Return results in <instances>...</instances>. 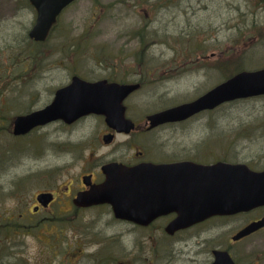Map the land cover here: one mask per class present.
<instances>
[{
	"label": "rangeland",
	"instance_id": "1",
	"mask_svg": "<svg viewBox=\"0 0 264 264\" xmlns=\"http://www.w3.org/2000/svg\"><path fill=\"white\" fill-rule=\"evenodd\" d=\"M144 5L142 0H78L63 12L59 25L46 42L33 44L28 32L36 14L28 0H0V109L3 117L0 125V218L6 213L17 218L20 213H26L24 204L32 200L36 191L52 185L43 178V170L63 171V164H68L71 176H77L91 167H99L106 160L119 157L116 144L103 145L102 136L108 129L103 119L97 116L82 119L71 128L52 123L22 139L10 136L12 120L17 115L43 108L52 100L54 91L67 83L60 72L50 69L52 54L70 52L78 59L77 65L72 63L73 70L89 80L101 79L109 71H101L96 63L103 55L127 47L128 39H132L129 35L136 32L131 46H135L137 52L143 49L145 54L163 53L167 58L175 53L187 54L183 60L205 56L199 65H209L214 70L208 71L205 67L193 81L199 95L240 70L264 68V0H172L167 7L169 10L159 15L164 23L170 20V25H166L168 35H171L169 38L159 36V30L145 29L143 15L131 11ZM118 13L130 18L117 24ZM124 34L125 38H122ZM138 34L144 37L141 45L136 40ZM35 56L37 58L33 59ZM135 68L144 67L136 63ZM182 82L173 85L168 98L159 97L166 85L143 89L129 102L130 118L139 123L148 113L187 100V97H179L186 91ZM198 118L183 125L158 129L145 140L156 138L163 142L165 137H171L174 142L175 134L187 133L182 142L192 148V143L203 138V133H214L215 137L217 135L215 146L218 142L222 144L217 139H228L226 158L230 162L245 163L254 170L264 169V97L233 101L215 111L201 113ZM219 148H215L217 158L223 156ZM149 153L162 157L158 148L149 150ZM197 156L204 158V155ZM172 157L176 156L173 154ZM31 173L36 177L22 182L21 178ZM19 198L24 204L18 209ZM82 219V226L99 231L100 238L106 239L110 248L118 246L120 257L133 255L135 264H144L145 256L160 255L158 249L165 248L169 251L163 254L167 259L163 263L157 259L158 264H210L211 246L244 218L232 219L225 227L223 221L214 220L174 238H166L165 244L163 238L167 235L164 231L148 235L138 230L127 235L118 233L119 229L108 226L106 219L95 213L87 212ZM109 222L116 225L112 220ZM167 222L160 221L158 225L163 229ZM67 223L56 220L47 226L40 224L38 230H29V235L26 231H18L20 237H16L12 255L7 235L0 233V264H60L64 255L69 257L71 254L66 246L73 247L72 252L78 256L77 245L68 242L72 235L70 227L77 223L72 221L68 226ZM261 239L262 247L257 245L254 248L264 252V232ZM202 240H205L203 245L199 244ZM107 254L111 257L107 264L124 262L118 259L114 249ZM241 254L248 256L244 251ZM89 256L78 257L80 260L75 264H95L96 261ZM243 262L248 263L244 259ZM258 264H264V261Z\"/></svg>",
	"mask_w": 264,
	"mask_h": 264
},
{
	"label": "flooded vegetation",
	"instance_id": "2",
	"mask_svg": "<svg viewBox=\"0 0 264 264\" xmlns=\"http://www.w3.org/2000/svg\"><path fill=\"white\" fill-rule=\"evenodd\" d=\"M77 1L78 0L71 3L67 8L64 9V11ZM142 2L143 4H145L143 7H136L131 11L133 13L136 12L137 14L141 13L143 15L145 29H147L148 31L150 29L159 30L160 33H162V37L169 38L171 35H168L166 29H168L167 26L170 25V20L168 23H164L162 21V17H159V15L161 14V12H167L169 10L167 7L172 2V0H142ZM102 10L103 9H101V12ZM63 12L59 15L57 22L51 29L47 39L51 36V34L56 30L57 26L59 25V21L61 15H63ZM101 12L98 15L99 18L101 16ZM116 15L118 19L116 22L117 24H122L130 18L129 15H125L124 13H118ZM172 20L173 17L171 18V21ZM138 29L140 30V28ZM125 35L126 34H124L122 38H125ZM135 35L136 32H134L132 35H129V37H132V39H128L127 47H122L120 49V52L117 51L113 54H108L105 56L103 55L102 58H100L101 60L100 62L96 63V67L100 66L101 71H109V74L97 80H89L85 76L71 68L72 63L75 65L78 64L76 63V60L78 59H76V56H74L70 52H65L61 54L54 53L51 55L53 56V59L50 61L49 64L50 69L55 72H60L61 76L63 78H66L67 83L62 84L54 91L52 100L43 108L52 104L56 97L57 91L69 86L74 78H79L89 83L104 82L105 85L117 84L121 86H132V91L122 99L120 105L124 107L125 118L130 120L134 124V128L129 133L118 132L115 128H111L108 126L106 117L104 115L98 114H89L80 117L72 123H67L63 119H58L49 123H59L60 126H62L63 128H71V126L75 125L77 122L87 117H100L103 119L104 124L108 129L107 133L103 134L102 136L103 145L105 146L116 144V151L117 153H119V157H113L114 159L111 158L109 160H106L99 167H91L85 171L80 172L77 176H71L69 169L70 166L68 164H63V171H56L55 169L49 168L43 170V178L46 179V182L48 184L52 185L45 189H40L36 191V193L32 197V200L30 202H26L25 204L21 198L17 199V208L19 209L20 205L24 204L27 209L26 213H20L18 215V218L12 216L11 213H6L0 218V233L3 235H7L6 237L10 242V255H12L14 251L16 237H20V233L18 231H26V235H29V230H38L40 224H44L47 226L50 225L52 221L63 220L65 222H68L67 226L70 225L72 221L73 223H77L75 227H73V225L70 227L72 228V235L71 238H68V242L75 243L77 245V252H79L80 254L78 256L75 255L72 252L73 247L66 246V249L69 250L71 254L69 257L64 255L63 259L59 261L60 264H75L80 260L78 257L89 255H91V257L89 256V258L93 259V261H96L95 264H107L111 258L110 255L107 254V252H109L111 249H114L117 252L118 259L124 261L121 264H135V259L133 255L128 254L126 257H120L118 254V252H120L118 246L116 248H110L109 245H107V240L100 238L101 236L99 231L94 230L92 227L82 226V216L87 212H91L95 213L99 217L102 216L104 220L106 219L108 226L112 225L116 227L117 229H119L118 233L121 234L126 233L127 235H130L131 233H136L139 230L142 231L144 234L149 235L159 230L161 232L164 231L167 236L163 238V244H165L164 239L166 238H174V236L176 237V235L178 234L188 232L196 227L205 226L206 224L214 220L223 221V225L225 227L228 221L242 217L244 219L239 225L226 231L225 235H223L224 232L217 235L223 236H221L220 240L217 241L216 244H213L211 246V263H213L214 261L213 252L216 250L226 252L234 264H258L259 261H264V252L260 251L257 248H254V246L257 245H263L261 234L262 232H264V226L255 229L246 235H238L250 224L264 220V206L256 207L247 212H240L231 215L213 216L203 222H199L185 229H180L176 231L173 235L169 236L166 233L165 228L170 221L178 217V213L176 211H170L166 214L160 215L148 223L137 224L128 218L117 217L113 207L109 203L80 205L78 204V202H76L78 196L81 193L89 192L95 185H100L106 180V173L104 172L103 168L111 164H117L118 167L120 166L124 169L129 170L128 176L122 173L113 174L114 177L116 176L117 180L131 177V182L133 183L142 180L143 177H145V174L148 178L151 177V172H147V165L157 166L186 162L199 165L201 167H206L213 166L217 163L239 164L235 162H230L226 158V151L228 150V139H217L218 141H222V144L218 142L215 146L217 135L215 137L214 133H203V138L196 139L192 143V148H188L186 144L182 142L183 136H186L187 133L175 134L176 139L174 140V142L172 141L171 137H165L163 139V142L160 139L156 138L152 140H145V138L151 136L153 132H156L158 129L173 125H183L191 120L199 119V114L204 112L215 111L220 106L214 109L200 111L180 121L162 123L157 126L151 127L149 116L182 104L191 103L206 94L211 89H213L215 86L199 95L197 94V87L195 86L193 81L196 80L198 73L201 70H204L205 67H207L208 71H213L214 67H208L209 65H199L200 60H205V56H203L202 58H200L199 56H194V58L192 59L187 58L183 60V56H188L187 54L184 55L175 53L171 58H167L163 53L145 54L142 52L143 49H138L140 51L137 52L135 46H131V42H135ZM136 40H138L139 45H141L140 43H144V37L139 36V34L137 35ZM36 58V56L33 57V59ZM97 58H95V60H97ZM136 63L139 67L144 68L136 69ZM180 81H183L182 84H185L186 91L179 97H187V100L170 105L162 110L148 113L139 123L136 120H132L130 118L131 116L129 115V102L133 100V97L136 94L140 93L143 89L148 87H161L166 85L167 88L165 89L163 94L159 95V97L162 96V98H168V96H170L168 95V92L170 90H173V85L181 84ZM189 90L191 91L188 92ZM164 103L171 102L165 101ZM2 118V112L0 109V125L3 124ZM15 118L12 120V125L10 128V136L15 139L25 138V136H29L32 133H35L37 130L45 127H36L26 135L14 136L12 130ZM209 124L210 123L207 122V125ZM4 128L6 127L4 126ZM4 135H7V133H4ZM106 135L112 136V139L106 141ZM118 136L122 138L118 139ZM116 139L118 140L116 141ZM168 141L172 143H169ZM64 143L66 144V142ZM216 147H220V152H223V156H221L220 158H217L215 155ZM154 148H158V150L161 151L162 157L157 158L151 153H149V150H153ZM173 154L176 157H172ZM198 154L204 155V158L198 157ZM206 157H208V159H206ZM58 169L59 168H57V170ZM35 177L36 175L34 173H31L27 176L22 177L21 180L22 182H24L27 179ZM144 190H146V188H144ZM136 193L137 192L135 191L131 193L133 198H123L124 211L126 209H135L134 204L136 202ZM15 220H20V222H15ZM109 220H112L116 225L109 222ZM160 221H168L163 229L159 227L160 225H158V222ZM204 242L205 240H202L199 244L203 245ZM167 249L168 248H165L164 250L158 249L160 255L151 256L150 254L148 257L145 256L144 259L146 260V262L144 264H158L156 262L157 259L160 263H163L165 259H167L166 256H164L163 254L169 252ZM242 251L248 253V256H243L241 254ZM53 255L55 256V247L53 248ZM126 258L128 259L125 260ZM243 259L246 260L248 263H244Z\"/></svg>",
	"mask_w": 264,
	"mask_h": 264
},
{
	"label": "water",
	"instance_id": "3",
	"mask_svg": "<svg viewBox=\"0 0 264 264\" xmlns=\"http://www.w3.org/2000/svg\"><path fill=\"white\" fill-rule=\"evenodd\" d=\"M29 1L36 11V20L28 36L35 41H44L61 11L75 0ZM132 89V86L88 83L74 78L69 86L57 91L52 104L16 117L13 134L24 135L37 126L58 119L72 123L92 113L104 115L108 126L118 132L129 133L134 124L125 119L124 107L120 103ZM259 95H264V69L240 72L191 103L149 116L150 126L180 121L224 102ZM105 137L106 141L112 139V136ZM147 167L151 177L145 174L142 180L133 183L131 177L117 180L113 176L115 173L128 176V169L117 164L108 165L103 168L105 182L80 194L76 202L80 205L109 202L117 217L139 224L176 211L178 217L165 228L170 235L213 215L235 214L264 205V170L253 171L245 164L225 163L201 167L185 162ZM134 191L137 192L135 209L124 211L123 198H133L131 193ZM262 226L264 220L254 222L238 235H246ZM214 257L212 264H234L226 252L214 251Z\"/></svg>",
	"mask_w": 264,
	"mask_h": 264
},
{
	"label": "bare ground",
	"instance_id": "4",
	"mask_svg": "<svg viewBox=\"0 0 264 264\" xmlns=\"http://www.w3.org/2000/svg\"><path fill=\"white\" fill-rule=\"evenodd\" d=\"M263 7H264V6H263ZM158 35H159V36H162V33L158 32Z\"/></svg>",
	"mask_w": 264,
	"mask_h": 264
},
{
	"label": "trees",
	"instance_id": "5",
	"mask_svg": "<svg viewBox=\"0 0 264 264\" xmlns=\"http://www.w3.org/2000/svg\"><path fill=\"white\" fill-rule=\"evenodd\" d=\"M33 51V50H32Z\"/></svg>",
	"mask_w": 264,
	"mask_h": 264
}]
</instances>
